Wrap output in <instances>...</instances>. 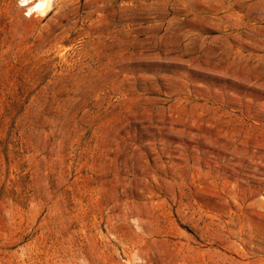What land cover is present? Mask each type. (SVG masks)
I'll list each match as a JSON object with an SVG mask.
<instances>
[{
  "label": "rangeland",
  "instance_id": "1",
  "mask_svg": "<svg viewBox=\"0 0 264 264\" xmlns=\"http://www.w3.org/2000/svg\"><path fill=\"white\" fill-rule=\"evenodd\" d=\"M48 1L0 0V264H264V0Z\"/></svg>",
  "mask_w": 264,
  "mask_h": 264
},
{
  "label": "bare ground",
  "instance_id": "2",
  "mask_svg": "<svg viewBox=\"0 0 264 264\" xmlns=\"http://www.w3.org/2000/svg\"><path fill=\"white\" fill-rule=\"evenodd\" d=\"M37 2L34 4V9L41 13H44V11L48 8L47 4H48V0H36Z\"/></svg>",
  "mask_w": 264,
  "mask_h": 264
}]
</instances>
